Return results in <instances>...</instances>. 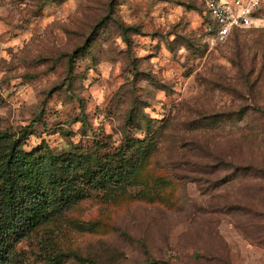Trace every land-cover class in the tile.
I'll return each instance as SVG.
<instances>
[{"label":"rangeland","instance_id":"rangeland-1","mask_svg":"<svg viewBox=\"0 0 264 264\" xmlns=\"http://www.w3.org/2000/svg\"><path fill=\"white\" fill-rule=\"evenodd\" d=\"M207 24L205 0H0L1 142L100 147L114 176L12 264H264V26L211 43ZM70 251L86 261L48 259Z\"/></svg>","mask_w":264,"mask_h":264},{"label":"trees","instance_id":"trees-1","mask_svg":"<svg viewBox=\"0 0 264 264\" xmlns=\"http://www.w3.org/2000/svg\"><path fill=\"white\" fill-rule=\"evenodd\" d=\"M205 14L208 24L212 23L206 6ZM121 29L124 41L129 43L127 33L136 27L127 25ZM246 29L234 30L228 39ZM128 117L132 122L135 114L131 112ZM36 120L37 117L24 126L20 135ZM6 139L1 142L0 137V264H12L16 242L77 203L89 190L110 183L114 177L108 176L109 165L100 154V147L82 150L73 146L63 152H51L41 146L25 150L22 148V136ZM154 140L155 135L152 134L148 139L128 143L136 157L126 172L128 177L140 169L143 159H148L155 146ZM61 257H72L81 263L86 261L71 251L48 259L56 262ZM143 264H154V261Z\"/></svg>","mask_w":264,"mask_h":264},{"label":"built area","instance_id":"built-area-1","mask_svg":"<svg viewBox=\"0 0 264 264\" xmlns=\"http://www.w3.org/2000/svg\"><path fill=\"white\" fill-rule=\"evenodd\" d=\"M212 19L207 24L211 43H224L234 30L264 26L260 0H205Z\"/></svg>","mask_w":264,"mask_h":264}]
</instances>
